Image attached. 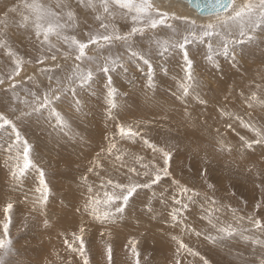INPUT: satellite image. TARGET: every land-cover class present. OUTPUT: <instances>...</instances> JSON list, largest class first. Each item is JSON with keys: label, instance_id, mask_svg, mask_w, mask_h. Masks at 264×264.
<instances>
[{"label": "bare ground", "instance_id": "bare-ground-1", "mask_svg": "<svg viewBox=\"0 0 264 264\" xmlns=\"http://www.w3.org/2000/svg\"><path fill=\"white\" fill-rule=\"evenodd\" d=\"M151 2L153 3L154 8L158 9L161 12H167L170 14L173 13L175 14V16H182L185 18L184 20H192V21L194 20L196 24L201 23L203 25L212 20H215L216 18V14L198 15L196 13L197 11L190 9L185 3L179 0H151ZM236 3L240 4L242 2L240 0H236ZM5 6L6 5H4V7ZM4 7L2 9H4ZM10 8L15 9V11H13L15 12L14 14H16V11L20 13V11L18 10V8H20V4L17 5V7H14V5H11ZM123 11L127 13V9ZM123 11H122L121 16L125 15ZM13 12L8 14V16H12ZM14 17L16 20L17 15H15ZM80 17L81 18H79L78 20H81L80 22H82L83 21L82 16ZM125 19L127 18L125 17ZM125 21L126 20H124V25L121 24L119 25L118 28H121L122 30L123 26L127 25V22ZM170 21H173L175 23L178 29V32H179V37L182 40L183 36L187 34L186 32H184V28L187 27L188 25H182V23H185V22H178L179 20L175 21L169 18L168 22ZM244 38L245 37H240L238 34L235 37L227 38V44H228L227 53L229 55V51L231 50L234 52L233 54L236 53L237 57L235 56V58L237 59H234V60L232 59V57L230 58V56L233 54L228 56L222 52V50L220 49L222 47H220L218 40H209L207 38L206 40H201L197 42L196 40H193L190 38L189 43L187 45V50H188L190 58L194 62V71H195L197 80L200 82V86L195 89V92H197L196 95L200 93V95L204 98L202 100H204L205 103L203 104L199 103L197 100L193 99L192 97L193 95H192V96L184 98L185 100H187L189 104L187 108L185 106H179L176 110V113L175 111L173 112L172 110L163 108L162 112H158V113L155 112L157 115L150 117L148 122H150V120H154V118L160 119V121H157L156 125H159V127H162L164 129V132H169L170 133L169 135L173 133V135L171 136H173V139L175 140L173 141L175 142V144L173 143L170 145L171 147L174 146L175 149H177L178 147V150H180V152H177L175 154H180V155L183 154V156H186L188 150L193 152L196 150V147L198 150L196 151V153H193L195 157L191 156L189 158L188 157L184 158L185 160L190 161V165L193 166V170H191V174L188 179L184 178V175L190 172L189 171L187 172L186 169L179 170V168L176 166V163H175L174 167L171 169L174 171V173L172 175L173 176L172 180H169L170 186L176 185L173 183V180L176 181L177 178L182 179V181L188 180V183H192V181L194 180L192 175L200 176V173H199L200 168H204V167L201 166L200 162H197V163L194 162L196 158L200 159L199 161H201L202 158L200 157H202V155L203 156L206 155V159H207V157L212 156L211 155L212 153L222 156L223 153H220L217 151L211 152L207 147L204 148V144L207 143L206 142L207 139H208L207 141L212 140V141L222 142V144L220 143L221 146L223 145L225 147V144H226V147L228 149H230L234 145H236V149L243 147V141H241L240 139L241 136L245 137V139L247 140L255 139V136L250 134L247 128L241 126V122L239 121V119H237L238 121H236V117L241 118L240 116H238L239 110L237 109L235 102H233L236 99V93L242 94L244 98L247 100V105L249 106V104L251 103L252 106L250 108L251 110H254V113L252 114L254 118L253 116L251 117L253 118L252 120L254 121V124L249 123L250 120L245 121V119L243 120V122L245 124L249 123L251 125L256 126L257 128L264 129V111L262 112V109L260 108L261 110L260 114L256 112V109H257L256 103H258L257 100L259 99L261 101H264V30L257 29L255 34L253 35V38L250 40L245 39L246 41H244L242 40ZM171 42L172 41H169L167 42V44L163 45V49H165L166 47L168 48V50L165 53H163V56L159 57L161 55V52H159L158 56H148V57L145 56V58H148L149 62L151 61L153 63L151 64L150 67H148V65L141 66V64L136 63V61H134L133 67H135V71L137 68H140L138 69L139 71H137V73H133V75L135 74L134 77L132 76L131 72L125 70L126 69L124 68L125 66L120 67L118 71L114 74V68L118 66L116 65L114 66L113 70L109 72V74H111L112 76V87L116 89V92H117L112 97V102L115 105V108L118 109L119 113L121 112L124 114L122 115L123 117H127L129 115L127 112L131 113L135 111V109H133L132 111H129L131 109H130L129 103L127 102H130V103L134 102V99L131 100V95L129 97L127 96L125 97L123 95L122 91L125 90L123 84L125 85L127 84L128 87L131 86L135 89H138V91L135 90V92L132 93V95H136L138 99H141L140 97L145 92L151 91L152 87H157L158 89H161V90H167L169 93L170 92H174L175 94L180 93L179 85L182 83V80L184 77V73L182 71L183 59H182L180 50L174 47H170ZM142 44L143 42H141V45ZM209 44L212 45L211 48H209ZM117 49L120 50L119 47ZM141 50H144V49H141ZM207 56H212L213 60L209 61L206 58ZM164 57L166 58L167 66H166ZM122 61L124 62V60ZM158 62L165 63V68L163 71L159 69ZM159 65L161 66V64ZM147 68L148 70L150 68L151 71H148ZM198 72L202 74L198 75L197 74ZM118 75L120 76L118 77ZM154 78H155V82H154ZM146 79L149 84L151 83V86L146 84ZM199 79L203 80V82ZM92 80L95 81L94 79ZM96 80L101 85H99L98 83L96 84L95 82H91V87L89 89H92V88L93 89L89 90L87 88L89 91H91L87 95V101L80 98V94L84 93L85 91L82 92L80 90L74 93L75 99L79 103L77 105L80 106L81 108L79 116L81 118L86 117V116L88 117L87 120H85L84 122H81V123L75 122L76 124L75 125L73 123L72 118L70 117L71 112H69L68 109L71 111H74V110L68 107H67L68 109L66 108L63 110L62 108L65 105V103H63L64 105L61 104L63 101L62 100L60 101L61 103H60V106L58 107L59 111H63V114L61 115L63 117V124H61V126L57 125L55 120H54L55 122L52 120L53 117L46 118V116L43 113H40V115L36 113L34 117L31 114L32 118L29 117L27 119V124L29 125V127L25 128L22 126V128L24 129H21V130H24L25 134H28L27 132L30 133V135H25V136L27 137L29 142H31L30 146H32V156H33L32 162L35 163V165L37 166H42L43 169L40 167L39 168L44 172V177H45L44 180L47 179V182L49 184L48 186L49 191H48V196H47L48 198L45 204L40 205L38 203V200L41 198V195H42L40 192L36 191V189L39 188V185H38V182L40 179L39 172H34V171L30 173L28 172V174L25 175V177H23L20 182H15L12 179L10 175V169L17 163L14 157H16L18 154L21 156L23 148H22V145L13 144L14 137H11V135L13 136V134L9 136L11 137V139L9 140L4 139V137L2 136V138L0 139V223L7 221L5 219V214L3 211V208L7 203H12L13 207L18 208L17 210L20 211V215H19L20 217H18V219H20V223L18 225L22 223L27 225L26 222H29V225L25 229L26 230L25 233L21 234L20 232L19 236L20 238L21 237L23 238L25 236L26 237L31 236V239L28 240L30 248L28 249L24 248V250H30V252L28 254L26 253V251H24V253L21 252V254L25 255L26 258L28 257L33 258L32 260L28 261V262H31V264H49L52 261L58 262L56 260L57 258H54L55 256L54 257L52 256L51 251L52 250L53 251L54 250H59V251L64 250V252H66V248L64 249V246L61 245L62 242L61 244L59 242V240H61L60 237H62L63 235H66L68 237V239H66L68 243L65 245V246L68 245V247L69 245L72 246L71 243L73 242V240L76 241V236H81L85 241H95L91 243L90 245H88V247H90L89 250H94L95 252L93 262H95L96 264L97 262L99 263L100 261L98 259L100 256H98L99 254L98 252L101 251L102 254H104V252L102 251L103 247L99 246L102 244V241H100V237L98 236L99 234H102V230L100 228H106V230L108 231V239L109 238L112 239V242L116 244L114 250L123 251L129 247L128 246L125 249L123 248L124 244L126 245V242L133 239L134 242L131 240L130 243L137 244L136 242V239H137L138 243L141 244V247L144 250H146L145 251L146 254H149V256L150 254L152 255L151 256L152 263L155 262V264L156 263L165 264L167 262L166 260L168 258H171V255H172L171 250H175V247H173V244L178 243L176 241L183 242L189 247L191 245L190 242L192 238H194V240L195 238L199 240H204L203 238H205V236L209 234L206 232L212 231V228H213L212 225L208 222V220L204 216L201 215V213L203 212V210L201 209V206H206L204 203L205 199L201 197L200 198H194V197L188 198V196H185V195L182 197L183 199H181V200H184V198L188 200L190 199V201L188 202L189 205L187 207V208H190V210L184 209L186 211H189L187 213L189 216L188 217L189 222L191 226L194 227V230H192L193 234H190L188 236L190 240L187 238H183L184 236L182 237V236L177 235L180 232L174 229L175 227L173 226V221L168 218V214L166 213L174 205L172 203L174 199H178L180 195V194L178 195V191L175 189L176 187H174L173 192L168 193V197L171 198L172 200L171 203L165 204V206L163 205L160 209L150 208L146 210V208L148 207L147 206L148 203L147 204L145 203L147 206L146 208L143 207V205H141L140 196L136 194V196H134L133 199L130 201L129 205L126 206L123 214L119 215L115 219L114 222L112 220L102 221V220H98L95 218L96 215L102 216L103 212H105L103 211L105 207L104 209L102 208L103 207L102 201L104 200L105 191H112L110 186L107 187L106 180L111 179L114 182L123 183L125 185L129 184V182L132 181L131 179H129V175H131V173L128 172L129 167L127 163L133 155V153L130 152L132 148L130 150V148L126 145L120 146L122 142L121 143L117 142V144L113 143L114 140L117 141L119 139V131L117 129H116L117 131H115L111 135L110 133L106 134L107 132L105 133L101 131L102 129L101 127L108 126L107 123L111 121V120H108V114L106 113V111L105 112L99 111L104 108L105 110L110 108V105L108 103L109 98L106 94L107 89H108V83H107L108 78L104 75V73L103 74L101 73L98 75ZM211 81L213 83L212 87H210ZM153 83H155L156 86L155 85L152 86ZM116 84H118V87L114 86ZM138 85H141V86H138ZM230 87L231 89L234 90V92L228 91ZM215 92L216 94L218 92H221L223 95H226L224 97L225 101H228L230 104V106H227L229 107V109L226 112L228 116L224 114H221L220 116L219 114H217L218 113L217 111L218 110L222 111L225 108V107L223 108V106H226V104L224 103V100L222 99L218 100L217 97H215ZM253 93H255L257 96L256 101L250 100V97L252 96ZM117 95L122 96L123 101L119 102V98H117ZM226 98L228 100H226ZM135 99H136L135 102H137L135 103V105L137 104L138 106L139 105L146 106V105H143L144 103L137 101V98ZM142 100L144 102V99ZM124 102L126 104H124L123 106ZM67 103H69V101ZM120 103H122V105H120ZM240 103H242V101ZM91 104H92V108L90 107ZM70 105L72 104H69V106ZM162 107H165V106H162ZM90 109H92L94 114ZM186 110H190L191 115L186 117L184 115ZM200 110H202V113L199 112ZM136 112L140 114H136L138 118L135 119L136 121L134 122L132 129L136 130L137 132H140L142 130L141 127L143 125L139 123V121L147 117L146 110L139 108ZM203 116L204 118L206 116V118L204 119V121H201L202 120L201 118ZM233 117L235 118V120L233 119ZM130 118L132 117L130 116ZM248 119H250L249 116H248ZM217 121H220V125L217 124ZM229 125L231 127L230 134L226 136L222 135L221 132H215L213 129L216 126L219 127V129H223ZM70 127L72 128L71 133L77 132L74 135H77L80 139L77 140L74 135L72 136V134H70L69 136L67 134L66 138L63 137L65 136L63 134V128L68 129ZM144 128L145 129L147 128V124H146V127ZM231 131L232 132L234 131L236 135L235 133L233 134ZM214 136H216L218 140H214L212 138ZM56 137H57V140L55 139ZM224 140H227V141H224ZM127 141L129 142V140ZM70 143L72 144V147ZM194 143H195V146H194ZM197 143H199V146L197 145ZM10 144H13L11 153H9L8 151V147ZM73 145H74V149H73ZM112 145H115V147L112 148L110 152L109 149ZM141 145L143 146H140V147L144 148L145 145L144 144H141ZM256 145L258 144H254L252 146L254 148L253 150H256L257 152H259V154H262V156H264V148L261 146H256ZM79 146H82V148L80 149ZM89 149L93 150L92 154L90 153ZM147 149L141 150L142 152L140 150L139 152H136L138 150L134 149L136 153L134 155L136 156L147 155L149 153V152H145V151H148ZM69 150L73 151L71 155L67 154V151ZM182 150H185L186 153L181 152ZM198 153L201 154V156ZM237 154L238 153L232 152L230 153V156H224L225 165L226 166L233 165L235 169L237 168L239 163L241 164V168L243 169H247L249 165H255L256 166L255 168L258 167L256 163H258L259 160L256 154H245L246 156H241L239 158L241 159V161H239ZM96 155H98L100 159ZM123 155H128L129 157L125 158V156L123 157ZM180 155L177 156V158L180 157ZM117 157H120V159H117ZM8 158L13 161L12 162L7 161ZM81 158L83 159V162L77 165L78 161L81 160ZM176 161L177 160H175V162ZM20 162L22 163V159ZM177 162L179 166V163L181 161H177ZM259 166L260 167H258L257 169L260 168V170L264 171L263 165L261 164ZM89 168H92L93 171L89 172L88 171ZM262 171H258V172L263 173V177H264V172ZM206 174H203V178L211 180V175L209 173L208 175ZM239 176L241 178L243 177L242 175H239ZM196 183H201V181L196 180ZM18 187L20 188L17 189ZM89 187H91L92 189L91 192L88 191ZM165 187L170 188L168 187V185ZM238 187L240 189V191L238 190L239 194L240 196H242L243 187L239 185ZM247 189L248 191L246 190V193L252 192L250 191L251 187L250 188L247 187ZM169 190H171V188ZM32 191L35 194L32 195ZM151 195L154 196L153 194ZM86 196H88L87 199H86ZM90 196L94 200L99 199L101 201V203L96 206V212L94 215L90 214L92 211L91 209H88L87 211L85 210V204L88 201ZM144 196L145 195H142V197ZM107 210L109 211L110 209L108 208ZM15 213H18V211L17 212L10 211L9 215L12 216L11 218L16 217ZM214 213H215V210H214ZM156 215H158V217ZM219 216H221V214ZM154 218H156V220L153 222L152 219L154 220ZM212 218L215 219V217H212ZM45 221H47L46 224H45ZM216 221L218 223L219 219H216ZM81 228L84 229L83 233H81L80 231ZM246 228L249 229L248 227ZM179 230H181L180 226H179ZM196 232H200L201 235L197 236L195 234ZM173 237H176L177 239L174 241L172 239ZM120 240H123L122 244H120ZM104 241L105 240H103V242ZM172 241H174V243H172ZM107 243L111 244L109 241H107ZM199 244H200V241H199ZM19 246L20 245H17V249L19 248ZM198 246H201V245H198ZM194 247L191 249H194ZM201 247L207 248L206 246H201ZM130 248L131 246L129 247V249ZM177 249H178V245H177ZM40 252H41V255H40ZM210 252L212 251L210 250ZM15 253L18 254V252H15ZM179 253L183 254L184 251L180 250ZM187 254H189V252H187L186 255ZM60 255H63V254H60ZM78 258L79 259L77 260V258L74 257L73 258L75 259L74 262H76L77 260L76 264H84L83 260H81V257H78ZM145 258L148 259V256ZM180 260H181V264L186 263V262L183 263L182 259ZM176 261L177 259H175V263ZM191 262H194V261L192 260Z\"/></svg>", "mask_w": 264, "mask_h": 264}, {"label": "rangeland", "instance_id": "rangeland-1", "mask_svg": "<svg viewBox=\"0 0 264 264\" xmlns=\"http://www.w3.org/2000/svg\"><path fill=\"white\" fill-rule=\"evenodd\" d=\"M240 1L243 2V0H240ZM84 2L82 3L83 4L82 5L80 0H12V1L11 0H0V5H1L0 6V41L4 42V46L0 47V78L4 79V81H5V83L3 85H0L1 86L0 87V114L4 113L3 115L7 116L9 119H12L17 124V127L20 130L21 137L23 139H26L28 141L29 145H31V142H29V140L27 139V137L25 135H30V133L27 132L28 134H25L24 130H21V129H24V128H22V126L25 128L29 127V125L27 124V119L29 117L32 118V116L34 117V115L36 113H38V115H40V113H43L46 116V118L53 117V115H51V113H48L50 111L47 108H45L43 110H38L35 112L32 110L33 107L35 106L34 100H33V95H32L33 93L36 94L37 96L42 97L44 92L49 89L50 85L53 89H55L57 87V83H56L57 80H60L62 83H66V81H64V77L67 75V73L68 74L71 73V70L75 67V65L77 63H79L81 65L80 71L86 72L87 70L91 69L92 75H93L92 79H94L95 81L91 80L88 85H85L83 87L78 86L79 84L77 83L76 85H74L70 88H65L62 92L58 93V95L60 96V99L55 101V103H54V107L62 115L63 111H59L58 107L60 106V103H61L60 101L63 100L61 104L65 103V105L63 104L65 106V108L63 106L62 109L64 110L67 107L72 108V110H74V111H71L68 108L67 109L69 112H71L70 117L72 118L73 123L74 124H75V122L81 123V122H84L85 120H87L88 117L86 116V117L81 118L79 116L81 108H80V106L77 105L79 103L76 101L74 93L77 91H80V90L82 92L85 91L84 93L80 94V98L87 101V95H88V93L91 92L89 90L93 89V88L89 89L91 87V82H95L96 84L98 83L99 85H101L96 80L99 74L104 73V72L99 70L101 66H103L107 61L116 60L117 61L116 65H118V66L115 65L116 67L114 68V74L118 71V69L121 67V65H123V66H125L124 68H126L125 70L131 72L132 76L134 77L135 74L133 75V73H137V71H139L138 69H140V68H137L135 71V67H133L134 61H136V63L141 64V66L146 65L144 63V61L142 59H140L139 57L131 56L129 51L126 49V47L120 42L114 43L111 46L104 45L103 47H99L97 45H89V48L86 50L85 60L81 61V62H77L74 60L75 53L68 48V45L66 43H64L63 37L66 36V37L71 38L74 36L78 41L87 42L90 35H100V34L105 33V30L100 28L101 22H103L109 26V28H108L109 32H111L113 30V28H115V29H118L121 34L129 31L131 29V27H133V26H142L139 24H137V25L133 24L132 16L135 15L134 11L129 12L127 10V13H126L123 11L126 9L119 8L118 6H116L114 4H110L109 5V12L106 13V12H104L103 7L101 8L99 0H93V2L95 4L94 8L87 6V0H84ZM33 3L40 6V12L39 13L34 12V11H32L31 8L27 7V5H31ZM3 4L6 6L4 7ZM16 4L17 5L20 4V8H18L20 13H18L16 11V14H14L15 12L11 11L10 6L14 5V7H17ZM58 4L60 5L59 7L57 6ZM3 7H4V9H2ZM48 10H50L51 12L59 14L58 19H59L60 23L73 24L74 26L73 27H65L63 29H58V31L61 33V37L58 38L56 35L53 34V35H50L48 43H42L43 31L41 30V33L38 37L36 25H37V23H39L42 26V28H46L48 25L49 19H52V18L44 16V18L38 20L37 16L38 15L43 16L44 12H46ZM70 11L74 13V19L72 21H69L68 17H67V13ZM122 11L125 13V15H123V16H121ZM11 12H13L12 16L17 15L16 20H15L14 16H13L14 18L12 16H8V14H10ZM97 15H99L102 18L100 21H98L96 19L95 16H97ZM172 15H173V13H171V14L169 13V18H171ZM25 16L28 17V21L24 20ZM80 16H82V19H83L82 22H80L81 20H78L79 18H81ZM153 16H154V18H159V17L155 16V13H153ZM125 17L127 19H125ZM176 17H179L182 19H173V20H175V21L179 20L178 22H185L184 17H182V16H176ZM29 20H31V21H29ZM124 20H126L125 22H127L126 26H123ZM187 21H192V20H187ZM15 22H16V24H15ZM121 24H123L122 30H121V28H118L119 25H121ZM168 24L173 25V28L160 26L155 30H147L143 36L135 37L134 38V48L138 51H140L141 49H144L142 51L144 52V55L146 57L158 56L159 52H161V55L159 57L163 56V53L166 52L165 49H163L164 44H167V42H169V41L173 42V43L171 42L170 44H174L176 42L175 40H181L179 37V32H178V29H177L175 23L173 21H170V22H168ZM182 25H186V23H182ZM200 25H202V24L201 23L196 24L197 28H199ZM206 39L207 38H204L203 40H206ZM245 39L247 40L246 37L242 40L246 41ZM140 41L143 42L142 45H141ZM196 41L199 42L201 40H196ZM50 45H55V47H53V48H51V50H49ZM117 46L120 48V50L117 49L118 48ZM57 49H59V51H57ZM220 49L225 54L223 48H220ZM9 51L12 53V55L8 54ZM66 52L71 53L72 58H69L71 60L65 59L64 53H66ZM233 53L234 52L231 50V51H229V55H228V53L226 55L230 56ZM52 55L56 56L55 62L50 59V57ZM168 56H170V55H168ZM235 56L237 57L236 53L231 55L230 58L232 57L233 60L237 59V58H235ZM41 57H48V59H45L43 64H38L37 61L39 59H41ZM89 57L91 58V61H89V59H88ZM14 58L22 60L23 63L20 66V74L18 76H14L12 81H9L8 76H9V74H11L15 70V67H16V65L13 63ZM146 59H148V58H146ZM164 59H165V63H166V58L164 57ZM122 60H124V62ZM132 61H133V63H132ZM158 63L161 64V66ZM158 63L157 64H158L159 69L161 71H163L165 68V63H161V62H158ZM151 64H153V63L150 61L148 64V67H150ZM57 65H59L58 68L56 67ZM166 66H167V63H166ZM130 67H132V68H130ZM41 68H51L52 72H50L48 74H44L40 71ZM147 70H148V68H147ZM150 74H152V73H150ZM197 74L201 75L202 73L198 72ZM50 75L53 77V79H51V80L49 79ZM104 75L108 78V80L110 79L112 82V76H111V74H109V72L106 74L104 73ZM119 76L120 75H118V77ZM29 77H31L32 79L29 80ZM141 77H142V75H141ZM199 80H201V79H199ZM201 81L203 82V80H201ZM126 82H128V81H126ZM154 82H155V78H154ZM10 83L16 84V87L14 90L9 89ZM146 84L149 85L147 79H146ZM123 85L125 88V90L122 89L123 95L125 97L126 96L129 97L131 95V100L134 99V102H131V103L127 102V103H129V106L131 109L129 111H132L133 109H135L134 112H131V113L127 112L132 118H130L129 115L127 117H123L122 115H124V114L121 112L119 113L118 109L115 107L114 108L113 107L108 108L106 110H105V108L101 109L99 111H103V112L106 111V113L108 114V120H111L110 121L111 123L109 122L110 124L107 123L108 126L101 127L102 128L101 131H103L105 133L107 132L106 134L110 133V135H111L115 131L118 130V128H117L118 125L121 127H124V128H128V127L132 128L134 122L136 121L135 119L138 118L136 116V114H140L136 111L139 108L146 110V116L147 117L140 120V121L138 120L139 123H141L143 125L141 127L142 130L139 132V136H135L134 138L129 139L128 137H122L121 134L119 133V139L117 141L114 140L113 143L117 144V142L118 143L122 142L120 144V146L126 145L130 148V150L132 148V150L130 152L133 153V155H132L133 158L131 157L130 160L128 161V163H127L128 167H136L138 169V171H141V172L143 171V169H140V167H138L139 165L136 164V162L133 160H135L134 158L137 157L136 155H134V154H136L135 150H138L136 152H139V150L141 151V150L147 149L146 146H144V148L140 147V146H143V145H141V144H143V140H149V143L155 144L158 148H162L165 151H170L172 153V158L170 160V166H169V171L172 174L168 177H164L161 182H159L156 185H152L149 188H143V187L138 188L136 190V192L133 193V195L129 198V202L127 203V205H129L130 201L137 194L140 196L141 205H143V207H145V208L148 206L146 208V210L150 209V208L160 209L163 205L165 206V204L171 203L172 200H171V198L168 197V193L173 192L174 187H176L175 189L178 191V195L180 194L178 199L179 200L183 199L182 197L184 196V194L180 193L177 185H173V186L169 185V180H172V177H173L172 175L174 173V171L171 169L174 167V165L176 163V166L179 168V170L180 169L181 170L186 169L187 172L188 171L190 172V173L184 175V178L188 179L190 174H191V170H193V166L190 165V161H187L184 158L185 157L189 158L191 156L195 157V155L193 153H196V151H198V150H197V147H196V150L193 152L188 150L186 156H183V154H181L182 156L180 154H175L177 152H180V150H178V147H177V149H175L174 146L171 147V145H170L173 143L175 144V142H174L175 140L173 139V136H171V135H173V133L171 135H169L170 134L169 132H164V129L162 127H159V125H156L157 121H160V119L154 118V120H150V122H148V121H149L150 117L157 115L155 112H157V113L162 112L163 108H167L169 110H172L173 112L175 111V113H176V110L179 106H185L187 108L189 106V104H188L187 100H185L184 98H182V100H181L182 102L180 100L176 99V96L179 95L180 93H176L177 94L176 95L174 92L169 93L167 90H161V89H158L157 87H152V89L150 88L151 91L145 92L140 97L141 99H138V97L136 95H132V93H134L135 90L138 91V89H135L131 86L128 87L127 84L126 85L123 84ZM153 85H155V83H153L152 86ZM114 86L118 87V84H116ZM138 86H141V85H138ZM212 86H213V83L211 81L210 87H212ZM132 89H134V90H132ZM71 91L72 92L74 91V92L72 93ZM228 91L234 92V90L231 89V87H230V89H228ZM196 93L197 92H194L192 95L195 96ZM201 93H203V92H201ZM197 95H199V97L201 99H204L200 95V93H198ZM225 96L226 95H223L221 92H218L217 94L215 92V97H217L218 100H221V99L224 100V103L226 104V106H223V108L225 107L224 108L225 110L223 109L222 111L221 110L217 111L218 112L217 114H219L220 116H221V114L228 116V114L226 112L229 109V107H227V106H230V104L228 101H225V98H224ZM134 97L137 98V101L144 103L143 105H146V106L139 105L140 106L139 107L136 104L137 105V107H136L135 103H137V102H135L136 99ZM117 98H119V102L123 101L122 96L117 95ZM142 99H144V102ZM157 99H158V101H157ZM236 99L233 102H235V105H236L237 109L239 110L238 116H240L241 118L244 116L242 119L236 117V121H238L237 119H239V121L241 122L245 119V121L250 120L249 123L254 124V121L252 120L254 118V116L252 115L254 113V110H251V108L247 105V100L240 93H236ZM226 100H228V99L226 98ZM66 101L67 102L69 101V103H67ZM241 101H242V103H240ZM259 101H261V100L258 99L257 100L258 103H256V105H257L256 112L258 114H260V112H261L260 108L262 109V112L264 111V105L261 104ZM237 103H239V104H237ZM69 104H72V105L69 106ZM124 104H126V103L124 102L123 106H124ZM244 104H246V105H244ZM82 105H83V103H82ZM120 105H122V103H120ZM162 106H165V107H162ZM90 107L92 108V104ZM149 107H151V108H149ZM122 109H124V108H122ZM245 109L247 112L245 111ZM90 110L92 111V109H90ZM199 112L202 113V110H200ZM127 113H125V114H127ZM245 113H246V115H245ZM31 114H32V116H31ZM93 114H94V112H93ZM250 114H251V116H250ZM184 115L186 117L191 115L190 110H186ZM248 116L250 117V119H248ZM252 116H253V118H251ZM205 118H206V116H205ZM205 118L203 116L201 118L202 119L201 121H204ZM129 119H131V120H129ZM233 119L235 120L234 117H233ZM52 120L56 121V118L53 117ZM56 123H57V121H56ZM146 124H147L146 129H148L149 131L144 128V127H146ZM217 124L220 125V121H217ZM151 126H153V127H151ZM230 128L231 127L226 126L223 129H219V127L216 126L213 129L215 132H221L222 135L226 136V135L230 134ZM0 130H2V131H0V136H1L0 139L2 138V136L6 140H9V139H11V137H13L11 135L12 132L10 131V129L0 127ZM71 130H72L71 127L68 129L63 128V134L65 135L63 137L66 138L67 134H68V136L70 134H72V136H73L74 134L77 133V132L71 133ZM132 130L134 132H137L134 129H132ZM160 131H161V133H160ZM1 133H3V134H1ZM232 133L234 134L235 132L233 131ZM249 133L253 135L252 132L249 131ZM7 134H9V135H7ZM10 135H11V137H9ZM235 135H236V133H235ZM74 136L77 140L80 139L77 135H74ZM177 137H178V135H177ZM212 138L214 140H218V138L216 136H214ZM252 138H254V137H252ZM55 139L57 140V137ZM127 140H129V142ZM205 140H206V138H205ZM207 140H206L207 143L204 144V148L207 147L211 152L217 151V152L223 153L222 156H219L215 153H212L211 154L212 156L207 157V159H206V155L205 156L202 155V157H200V158H202L201 161H199L200 159L196 158L194 160V162L195 163L200 162L201 166L204 167V168H200L199 173H200L201 177L197 176V175H192V177L194 178L192 183H188V180L182 181V179H180V178H177L176 181H178L179 184L181 183L180 185L192 190V192L189 193L190 197H194V198H200L201 197V198L205 199L204 203L206 206H201V209L203 210V212L201 213L202 216H204L208 220L207 214L209 212H211V214H213L211 216L212 224H215L217 227L226 226L228 224H231L234 228L238 229V231L240 232V235H236L232 238L222 240V241H218L216 243H210L205 238H203L205 241L199 240L196 238L194 240V238H192L191 242H190L191 245L189 247L193 248L195 246L193 250L194 251L197 250L198 253L200 254L199 256H196V257L192 256L190 253L186 255V253H187L186 250H181V251H184L183 254L178 253L177 252L178 243H175V244H173V247H175V250H171V254H172L171 258H168L166 260L167 262L165 264H176L175 259H177V260L179 259L180 264H181L180 259L183 260V263L186 262L184 264H187V263L188 264H194V263L195 264H203V261L200 259L201 256L204 257V259L208 261V264H261V262L264 261V246H262L259 243L254 244L252 241L254 239L259 240V241H264V177H263V173L258 172V171H262V170H260V168L257 169L258 167H260L259 165H261V164L264 167V156H262V154H259V152H257L256 150H253L254 149L253 147L252 148L241 147V148L236 149V145H234L230 149H228L226 147V144L224 147L223 145L221 146L222 143L219 141H212V140L207 141ZM224 141H227V140H224ZM199 142H200V140H199ZM70 145L72 147L71 143H70ZM197 145L199 146V143H197ZM194 146H195V143H194ZM256 146H261L264 148V144H258ZM88 147H89V145H88ZM135 147H137V148H135ZM79 148L81 149L82 146H79ZM171 148H172V150H171ZM73 149H74V145H73ZM174 149H175V151H174ZM89 150H90V153L92 154L93 150H91V149H89ZM147 150L148 151H145V152L150 153V154L149 153L147 154L148 156L147 155L140 156V157L144 158V162H150L155 157L156 162H158L159 165H161V164L163 165V161H162V158H161L159 153L151 152L152 150L150 148H148ZM181 152L186 153L185 150H182ZM232 152L238 153L237 154L238 159L241 156H246L245 154H256L258 156V160H259V162L256 163V165L258 167L255 168L256 167L255 165H249V167L247 169H243V168H241L240 163L238 164L236 169L234 168L233 165L226 166L224 163V161H225L224 156H230V153H232ZM71 153H73V151H71V150L67 151L68 155H71ZM22 154H23V150L21 153V157H22ZM128 155H123V157L125 156V158H127V157H129ZM179 155H180V157L177 158V156H179ZM199 155L201 156V154H199ZM72 156H73V154H72ZM96 156L98 157V155H96ZM30 159L32 162V159H33L32 146H31ZM175 160L181 161L179 163V166L177 164L178 162L177 161L175 162ZM7 161L12 162L13 160L8 158ZM183 161L186 163H184ZM234 161H236V160H234ZM239 161H241V159H239ZM82 162H83V159L81 158V160L78 161L77 165H79ZM231 163H233V162H231ZM32 164L34 165V167L30 168L25 175H27L28 172L29 173L33 172V171L39 172L38 170H41L40 168H42V166H37L33 162H32ZM262 172H264V171H262ZM201 173H203V174L207 173L206 175H208V173H209L211 175V180L203 178V175H201ZM239 175H242L243 177L241 178ZM127 178H128V176H127ZM129 178H131V180H132L129 183L143 184V183L148 182V178L144 177L143 175L137 176V175L131 173V175H129ZM195 179L200 180L201 183H196ZM107 181L108 180H106V183H107ZM7 182H8V180H7ZM45 182H46L47 187H48L49 184L47 182V179H45ZM209 184H211L213 187L209 188L208 187ZM38 185H39V182H38ZM163 185H164V187H163ZM167 185H168V187L171 188V190H169L170 188L165 187ZM238 185L243 187L242 196H240V194H239L240 189H239ZM39 187H40V185H39ZM107 187H109V186H107ZM247 187L248 188L251 187L250 191H252V192L246 193V190L248 191ZM19 188L20 187H18L17 189H19ZM31 188H32V186H31ZM162 191H164V192H162ZM193 192L199 193V195L193 196L192 195ZM33 194H35V193L32 191V195ZM151 194H153L154 196H152ZM142 195H145V196L142 197ZM189 195H188V198H189ZM87 197L88 196H86V199H87ZM189 201H190V199L188 200L186 198H184V200H181L182 203H186L187 205H189V203H188ZM145 203L146 204L148 203L147 206ZM172 203L174 204V201ZM176 206L180 207L179 205L174 204L171 207V209H169V211L166 212L168 214L169 219H171L169 213ZM104 207H105V209H104ZM102 208L104 209L103 211H105V212L108 211L107 210L108 206L103 204ZM17 209L18 208H14V207L11 209V212H14V211L17 212L18 211V213H15V215H16L15 218H11L12 216H10L13 223L11 222L12 224L11 223L9 224V229H8L9 237L12 240L11 256L9 259V264H15V263L16 264H31V262H28V261L32 260L33 258L32 257L26 258L25 255L21 254V252L24 253V251H26L27 254L30 252V250H24V248L25 249L30 248L28 240L31 239V236H28V237L25 236L23 238L22 237L20 238V236H19L20 232H21V234L25 233V231H26L25 229L29 225V222H26L27 225L23 224V223L18 225L20 223V219H18V217H20L19 216L20 211ZM186 210H190V208H187ZM186 210L182 209V213H183L182 217L181 216L177 217V221H182V222H177V223L173 222V226L175 227L174 229H176L178 232H180L178 234L176 233L177 235L182 236V237L184 236L183 238L189 239L188 236L190 234H193L192 230H194V227L191 226V224L189 222V218H188L189 216L187 214L189 211H186ZM214 210H215V213H214ZM220 214H221V216H219ZM156 216L158 217V215H156ZM212 217H215V219ZM120 219H121V217H120ZM216 219H219L220 223L219 222L217 223ZM220 219H221V221H220ZM257 219L261 221V225H262L261 229H256V227L254 226L253 221L257 220ZM155 220H156V218H154V220L152 219L153 222ZM106 221H108V220H106ZM5 223H9V221L7 220L6 222H2L0 224L3 225ZM175 225H177V226H175ZM179 226H180L181 230H179ZM246 227H248L249 229H247ZM187 228H189V229H187ZM100 229L102 230V234H99L98 236L100 237V241H102V244L99 246L103 247L102 251L104 252V254H102L101 251L98 252L99 253L98 256H100L98 260L100 262L99 263L97 262V264H133L135 259H136V256L132 251L133 244L130 243V241L131 240L133 241V239L126 242V245L128 243L127 246L125 244L123 246L124 249L127 248L128 246L129 247L131 246L130 249L128 247L127 249H125L123 251L114 250L116 244L114 242H112V239H110V238L108 239V231L106 230V228H100ZM206 233H209L207 236H217L218 235L215 228H212L211 232H206ZM17 234H18V236H17ZM2 235H3V228L0 227V236H2ZM191 236H193V235H191ZM249 236H251V237H249ZM254 236H256V237H254ZM242 237H248V239H246L247 241L245 239H243ZM19 238L22 240H20ZM233 238H234V240H233ZM60 239L61 240H59V242H60V244L62 242L61 245L64 246V249L66 248V252H64V250H61V251H59V250L53 251L52 250L51 251L52 256L53 257L55 256L54 258H57L56 260L58 262L52 261L49 264H76L77 260L79 259L78 257H81V255L79 254V251H78L79 246H80V242L78 240H76V241L73 240V242L71 243L72 246L70 248V247H68V245L65 246L66 245L65 241H66V239H68V237L66 235H63L62 237H60ZM103 240H105V241L103 242ZM107 241H109L111 244H108ZM174 241H172V243H174ZM199 241H200V244H199ZM83 242L85 245V250H84V257H81V260H83V263H84V258H87L88 264H94L95 262H93V261H94L95 252H94V250H89L90 247H88V245H90L91 243H93L95 241H85L83 239ZM122 242H123V240H120V244H122ZM136 242H137V244H135V249H136V252L139 253V264H155V262L152 263V261H151L152 255L150 254V256H149V254H146V252H145L146 250H144L141 247V244L138 243L137 239H136ZM242 242H244L245 245ZM227 243H229V244H227ZM17 245H20L18 249H17ZM198 245L206 246L207 248H203V247L198 246ZM108 246H110V247H108ZM178 247H179V245H178ZM73 248L77 249V251H73L72 250ZM109 248H111V261H109V255H108V249ZM247 248L249 249V251ZM210 250L212 252H210ZM228 250H230V251H228ZM13 251H14V253H13ZM238 251L239 252L241 251V252L239 253ZM15 252H18V254L19 255L21 254V255L19 256ZM234 252H236V253H234ZM60 254H63V255H60ZM40 255H41V252H40ZM147 256H148V259L145 258ZM74 257L77 258L76 262H74V260H75V259H73ZM196 258H197V260H196ZM60 259H61V261H60ZM129 259H130V261H129ZM192 260L194 262H191ZM196 261H198V262H196Z\"/></svg>", "mask_w": 264, "mask_h": 264}, {"label": "snow or ice", "instance_id": "snow-or-ice-1", "mask_svg": "<svg viewBox=\"0 0 264 264\" xmlns=\"http://www.w3.org/2000/svg\"><path fill=\"white\" fill-rule=\"evenodd\" d=\"M81 3L84 2V0H80ZM101 7H103L104 12H109V5L114 4L118 6L119 8L127 9L129 12H135V15L132 16V21L134 25H142V26H133L131 29L127 32H124L123 34L120 33L118 29L113 28L111 32L108 31L109 26L103 22L100 23V28L105 30L104 34L100 35H90L87 42H81L78 41L74 36L69 37H63L64 43L68 45V48L72 50L74 55V60L77 62L84 61L86 58V50L89 48V45H97L99 47H103L104 45L111 46L114 43L120 42L122 43L126 49L129 51L130 55L133 57H139L144 61L146 65L149 64V60L145 58L144 52L142 50L138 51L134 48V38L137 36H143L147 30H155L160 26H165L168 28H173V25L168 24L169 19V13L167 12H161L158 9L154 8L153 3L151 0H99ZM60 6L59 4L57 5ZM87 6L88 7H95V4L93 0H87ZM27 7L31 8L34 12H40V6L33 3L31 5H27ZM11 11H15V9H11ZM153 13H155L156 17L154 18ZM58 13L51 12L50 10L44 12L43 16L38 15L37 19H42L44 16L50 17L52 19H49L48 25L46 28H42V26L37 23L36 29H37V36L39 37L41 30L43 31V41L42 43H48L50 35H56L58 38L61 37V33L58 31V29H63L65 27H73V24H65L60 23L58 19ZM67 17L69 21H72L74 19V13L68 12ZM172 19H182L179 17H176L175 14L172 15ZM28 17L25 16L24 20L27 21ZM96 19L98 21L101 20V17L99 15L96 16ZM187 27L184 28V32L187 34L183 36L182 40H177L174 44H171L170 47H174L178 50H180L182 59H183V67L182 71L184 73V77L182 80V83L179 85L180 94L176 96L177 100H182V98H186L189 96H192V94L195 92V89L200 86V82L197 80V77L195 75L194 71V62L190 58L187 45L189 43L190 38L193 40H203L204 38H208L209 40H218L220 47L223 48L225 54L228 52V44H227V38L229 37H235L237 34L240 37H246L247 39H252L253 35L255 34L257 29L264 30V0H243L242 3L237 4L236 0H217V12H216V18L215 20H212L208 23H205L203 25H200L199 28L196 26V22L193 21H187L185 20ZM4 46V42L0 41V47ZM55 47V45H50V49ZM212 45L209 44V48H211ZM168 48H165V51H167ZM59 51V49H57ZM9 55H12V53L9 51ZM65 59L72 58L70 52L64 53ZM209 61L213 60L212 56L206 57ZM48 59V57H41L37 61L38 64H43L44 60ZM52 61L56 60V56L52 55L50 57ZM89 61H91V58H88ZM13 63L16 65L15 70L9 74L8 80L12 81L14 76H18L20 74V66L23 63L22 60L15 59L13 60ZM117 61H107L103 66L100 67V71L104 73H108L113 70L114 66L116 65ZM57 68L59 65L56 66ZM123 67V65H121ZM81 65L77 63L75 67L71 70L70 74H67L64 77V81L66 83H62L60 80H57V87L53 89L51 85L49 86V89L44 92L43 96H37L36 94L33 95V100L35 106L33 107V111L43 110L47 108L50 113L53 115V117L56 118L57 125L63 124V117L61 114L56 110L54 107L55 101L60 99V96L58 93L62 92L65 88H70L77 83L79 86L83 87L85 85H88L89 82L92 80V70L89 69L86 72L80 71ZM40 71L44 74H48L52 72L51 68H41ZM149 71L151 69L149 68ZM32 78L29 77V80ZM49 79H53V77L50 75ZM5 83L4 79L0 78V85H3ZM108 83V89H107V96L109 98L108 103L111 107H115V105L112 102V97L116 94V89L112 87V82L109 79L107 81ZM151 86V83L149 84ZM16 87L15 83L9 84V89L14 90ZM193 99L197 100L199 103L203 104L205 103L204 100H202L199 95L193 96ZM250 100L256 101L257 96L255 93L252 94L250 97ZM261 104H264V101H259ZM251 103L249 104V107H251ZM66 126V125H65ZM241 126L248 129V131L252 132L255 136V139L247 140L245 137L241 136L240 139L243 141V147L244 148H252L254 144H264V129L257 128L254 125L251 124H245L243 121H241ZM0 127L10 129L14 141L13 144L22 145L23 148V155L22 157L18 154L14 159L17 161V163L10 169V175L12 179L15 182H20L22 178L25 176L27 171L34 167V165L31 162L30 159V153H31V146L29 145L28 141L26 139H23L20 134V130L18 129L16 123L9 119L7 116L0 114ZM230 127V125H229ZM119 133L122 137H128L131 139L132 137L139 136V132H134L131 127L124 128L121 126H117ZM222 143V142H221ZM13 144H10L8 147L9 153L12 151ZM143 144L152 150L153 153H159L163 165L160 166L158 162H156L155 157L150 162H144V158L137 156L135 158L136 164L139 165L140 169H143V171H138L136 167H129L128 172L135 174L137 176L143 175L144 177L148 178L147 183L139 184V183H129L127 185L119 182H114L113 180L109 179L107 181V186H110L112 191H105L104 193V200L102 201L104 205L108 206L110 209L109 211H106L103 213L102 216L96 215L95 218L98 220L106 221V220H112L113 222L115 219L120 215L123 214L125 211V208L127 206V203L129 201V198L133 195V193L136 192L138 188H149L152 185H156L159 182L162 181L164 177H168L171 175L169 171L170 166V160L172 158V153L170 151H165L162 148H158L155 144L149 143L148 140H143ZM115 145H112L109 149L111 152V149L114 148ZM22 159V163L20 162ZM117 159H120V157H117ZM39 171V185L40 187L36 189V191L40 192L41 198L38 200V203L40 205H43L47 201L48 196V187L44 180V172L42 170ZM89 172H92L93 169L89 168ZM203 175V173H201ZM86 179V178H85ZM131 179V178H129ZM173 183L177 185L179 188L180 193L184 194L185 196H188L190 192H192L191 189L186 188L179 184L178 181L173 180ZM209 188L213 187L211 184L208 185ZM89 192L92 191L91 187L88 189ZM192 195H199V193H192ZM191 198V197H189ZM119 202V203H117ZM101 201L99 199H93L91 196L89 197L88 201L85 204V210L91 209L90 214H95L96 212V206L99 205ZM174 204L179 205L180 207L173 208V210L169 213L171 220L174 223L182 222L177 221V217L183 215L182 209H187L188 205L186 203H182L179 199H174ZM13 208L12 203H7L4 208V214L5 219L9 221V223H5L3 225H0V227L3 228V235L0 236V264H9V259L11 256V245L12 240L9 237V224L11 222L10 218V211ZM211 212L207 214L208 222L212 224L211 219ZM47 221H45V224ZM254 226L256 229H261V221L260 220H254L253 221ZM212 227L216 229V232L218 233L217 236H205V239L208 240L210 243H216L218 241L226 240L229 238H232L236 235H240L237 228H234L231 224H228L226 226L217 227L215 224H212ZM81 233H83L84 229L81 228ZM197 236L201 235L200 232L195 233ZM243 239H248V237H242ZM173 240H176V237L172 238ZM76 240L80 242L79 246V254L81 257H84V250L85 245L83 242V239L81 236H76ZM178 242V249L177 252L179 253L180 250H186L193 256H199L200 254L193 249L189 248L186 244L183 242ZM254 244L259 243L262 246H264V241L259 240H253ZM67 244L68 242L65 241ZM71 248V245H69ZM73 251H77V249L73 248ZM133 253L136 256V259L134 261V264H139V253L136 252L135 244H133L132 248ZM108 255H109V261H111V248L108 249ZM200 259L203 261V264H208V261L204 259V257H200ZM84 264H88L87 258H84ZM176 264H180V261L177 260ZM261 264H264V261L261 262Z\"/></svg>", "mask_w": 264, "mask_h": 264}, {"label": "water", "instance_id": "water-1", "mask_svg": "<svg viewBox=\"0 0 264 264\" xmlns=\"http://www.w3.org/2000/svg\"><path fill=\"white\" fill-rule=\"evenodd\" d=\"M190 9L197 11L198 15L216 14L217 0H179Z\"/></svg>", "mask_w": 264, "mask_h": 264}]
</instances>
